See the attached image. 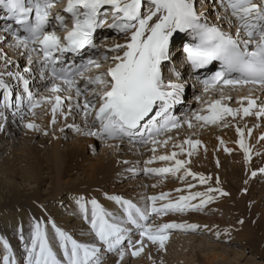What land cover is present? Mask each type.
<instances>
[{
    "label": "snow or ice",
    "instance_id": "snow-or-ice-1",
    "mask_svg": "<svg viewBox=\"0 0 264 264\" xmlns=\"http://www.w3.org/2000/svg\"><path fill=\"white\" fill-rule=\"evenodd\" d=\"M57 2L59 0H0V7L7 9L10 21L0 30V43L11 36L14 46L25 50L22 54L27 55L29 65L40 64L42 76L46 69L50 70L48 79L52 95L34 99L32 93L28 92L27 97L30 110L44 103L51 105L50 123H56L58 113L68 116L76 110L85 119L92 117L93 126H99L95 130L90 128L84 135L129 139L138 137L141 143L153 145L152 151L155 153L157 145H167L171 140L170 136L164 140L158 139L162 133L179 129L183 124L191 128L194 126L192 119L203 124H216L224 121L226 116L236 117L241 113L243 116L264 117V103L258 104L259 98L240 96L238 101L241 107L234 109L224 103L232 97L221 95L219 99L204 102L207 115L195 112L192 119H184L182 122L171 110L182 103L185 84L179 82L181 74L175 68L169 71L176 80H166L163 73L164 67L172 58L171 45L176 34H190L193 42L185 43L183 52L191 68L194 71L204 69L213 62H219L221 67L220 71L204 81L205 92L219 90L222 93V88L217 89V85L221 84L233 88L251 85L264 90V0H220L225 14L217 18L234 28V34L203 19V13H198L194 7V0H68L64 12L71 16L70 29L65 16L59 13L52 15L51 10ZM148 3L152 7L144 14L142 7ZM57 26L66 29L63 38L57 34ZM105 27L115 29L126 38L124 43L114 44L108 49L118 53L104 57L106 61H112L110 67L95 75H87L94 68L101 67L99 61L88 59L80 65H76L74 61L70 64L65 62L66 53L79 54L87 47L96 48L94 33ZM33 53L37 54L35 58ZM0 59H5L2 52ZM57 62L63 66L57 68ZM28 71L31 68L25 69V72ZM5 74L22 80L27 92L28 81L21 73H0V77ZM82 81L83 88L80 87ZM93 85L95 87L89 92V86ZM0 89L5 90L6 98L10 95L3 79H0ZM245 100L246 107L243 105ZM65 101H68L67 111L62 107ZM5 106L13 107L10 102H6ZM15 107L14 115L20 111L19 105ZM6 119L4 112L0 111V121ZM224 126L227 127V124ZM3 127L4 124L0 123V130ZM26 127L31 129L38 126L29 122ZM65 127L79 131L76 125L66 124ZM251 131L249 128V135ZM237 132L241 137L237 143L244 150L245 159L249 160L250 148L243 139V130L237 127ZM260 138L264 139V134ZM200 144V140L186 138L173 147L191 156ZM184 145H189V148L186 149ZM178 155L176 151L153 155L146 164H152L156 160L174 163L159 168L148 167L144 171L167 174L183 170L184 176L191 175L194 179L198 177L200 184H206L210 177L205 178L203 174L191 172L185 167L190 161L178 159ZM259 171L264 173V168ZM256 174L253 171L252 175ZM187 187L191 189L195 185L189 184ZM213 192L221 196L227 195L219 188L209 187L204 192H189L175 201L169 200L157 206L158 200H167L169 197V193H161L149 197L150 203L145 207L119 196L108 197L121 205L124 213L121 217L105 210L95 199L85 201L80 197L77 204L99 243L80 242L53 222L50 223L54 232L50 236L44 222L37 220L33 222L30 239L25 244L27 264H102L101 246H105L104 250L107 252L118 253L117 264H120V260L127 254L123 247L126 240L132 256H139L143 252L145 240L164 249L169 238L167 230H195L198 226L176 222L153 225L151 217L198 209L215 198L210 194ZM198 197L199 204L191 203ZM130 226L140 232V239L135 242L129 235L133 231ZM52 240L56 241L60 255L54 250L50 242ZM4 244L7 248V241ZM3 264H15V261L5 256Z\"/></svg>",
    "mask_w": 264,
    "mask_h": 264
},
{
    "label": "rangeland",
    "instance_id": "rangeland-1",
    "mask_svg": "<svg viewBox=\"0 0 264 264\" xmlns=\"http://www.w3.org/2000/svg\"><path fill=\"white\" fill-rule=\"evenodd\" d=\"M65 1L66 0H63V3H65ZM203 2L204 5L202 6ZM203 2L201 0H194V7L196 8V10H198L199 12L200 7H203V9H200V11H202V13L205 12L206 14H208L214 24H220L222 25V27H226L229 29V26L226 21L217 18L218 16L222 17L225 14L224 9L219 3L220 0H203ZM146 10L147 9L144 8V14H146ZM107 34L104 32L102 38H108L109 35ZM118 38L121 39L120 43L125 42V37ZM103 41L104 40L100 41L99 37L96 44L100 45L101 43H104ZM11 42L12 39H10L9 43ZM9 43L7 45L0 43V52H2L5 56V59H0V68L1 70H4L6 66H8L12 69L10 72H19L23 74L25 73V69L27 68L28 64V61L26 62L24 59V57H26L27 55L22 54L24 53V50L16 48L14 46V42H12L11 44ZM106 43L107 41L105 42V44ZM108 43L110 44V42ZM9 45H11L10 48H8ZM109 48L110 46L106 48V54L110 53L111 57L114 53L108 51ZM13 49L19 51L15 53ZM117 54L115 53L114 55ZM8 61H11V64L8 63ZM2 64H5V66H2ZM100 64L101 67L99 69H105L107 66L112 65V61L109 59L105 63ZM172 66L177 68L176 66L178 65L175 66V64H172ZM3 73L7 72L3 71ZM29 73L31 72L28 71V74ZM163 73L165 79L167 80V77H169L168 73L166 72V70H163ZM86 74L95 75V73L91 72ZM5 76L6 74L0 77V79L4 78ZM36 77L43 82L41 88H39L38 86L33 89L35 92V94H33V98L39 99L41 96H50L51 92L49 91L51 88V82L46 81L45 75H38ZM29 78L31 77L29 76ZM180 78L188 79L187 74L184 72L181 73ZM9 81V85L15 82L13 77H10ZM186 85H189L187 86V88L185 87L184 91V95L186 96V98L180 104V107L182 108L179 107L180 110H184V116H178L179 118H181L182 122L184 119H192V114L195 112H201V115L208 114V111L204 108L202 104H200L201 97L197 96L199 93V95H202L203 97V95L205 96V92L202 90L199 91L198 89L193 87L191 83H188ZM93 87L95 86L93 85L89 87V92L92 90ZM189 88L191 89L189 90ZM224 89L232 90V93L230 95L236 96L228 101V106L234 109L237 106H241L240 102L236 101V98L240 95V93L245 94L247 93V91L248 93L252 92L248 88L239 86L235 88L225 87ZM191 90H194L192 94L187 92H192ZM60 95H65V93H60ZM214 95H212V97H214ZM210 98L211 97L206 98L207 101ZM12 99L13 101H15V95L12 97ZM2 100L5 101L3 94H0V102H2ZM258 101L259 100H257V103L259 104ZM67 103L68 101H65L64 105L62 106L65 111H67ZM246 103V100L243 101V105H245ZM26 107L27 112L25 113V115H23V118L20 119L25 122L24 126L22 127H25L26 129V125L31 122L39 126L41 128L39 132L42 133L35 134L34 132L29 131L33 130L34 128H29L28 131L22 132L23 134L16 132L15 142H13V146H15V148H13L12 150L13 152L11 157L13 156L14 158V156L19 154L23 156V159L25 161L27 160L26 162H28L29 158L32 164H34L39 170H47V168H49L50 170L54 171L52 172L54 182L57 175V167L64 164L62 165L63 169L65 170L62 176V182L69 181V179H74L76 182L74 188L82 190L80 193H84V200L92 196L91 198H89V200L95 199L100 202V204H103L104 199L106 201L107 199H109L108 197L117 195L119 197H122L123 199L131 200L132 202L136 201L133 203L139 204L138 206L140 207H145L146 205H148V203H150V201H147L149 197L158 196L161 193H169V197L167 200L157 201V206H159L162 203H167L169 200L175 201L181 195H188L189 192H204L209 187L216 189L217 183L223 182V192H226L227 195L221 196L218 193L213 192L210 194L213 195L215 198L198 209H190L184 212H168L166 215L163 216L153 215L150 220L153 225L184 220L187 224L197 225V229L172 230L175 233H173L172 231H167V235H171L168 236L169 238L165 242L164 249H160L158 244H152L151 242L145 240L146 247H144L143 252H141L139 256H132L130 254L131 249L129 248V245L126 240V243L124 242L123 247L126 249V253L129 255V260L126 263H123V261L120 260V264H210V258H212V255L215 253H218L220 256L222 255L227 258H233L235 261L238 262L241 261L240 264H253L255 262V264H264V173H261L259 171V169L264 168V139L260 138L262 134H264V117H259L258 119L257 116L255 117V115H252V126H250V128L252 129V131H255V129L260 130L261 128V134H259V139L261 141H259L258 143L260 146L257 144L258 149L254 148V150L249 153L252 154L251 159L246 160L244 150L237 143V141L241 138L240 134L237 132V127L240 126L239 128L242 129L243 133L248 137L249 133L248 130H245L246 127L243 121L241 123L238 122L240 120L239 115L236 116V121L232 122L230 120L226 121V123L224 124H220L219 122L216 124H203V122L201 121H196L195 119H192V123L194 126L191 128L188 127L187 124H183V126L179 129H172L171 131H166L162 133L158 137V139L164 140L170 136L171 140L168 141L167 145H162L161 147H159L160 145H157L156 151L155 153H153V145H151L150 143H138L140 149L134 148V146H132L133 143L127 144L126 142L121 143L122 145L117 144L110 146L107 145L106 141L116 140L115 138L84 135V133L89 130V127L95 130L99 126H93V122L91 123V125L87 126L85 124L86 120L89 118L92 119V117H88L87 119H85L83 114L77 112L76 110H73L72 113L68 115V119L66 120H64V116L59 115L58 113L56 123L52 124L50 123V117L52 116L50 104H41V106L37 107L36 109L30 110L28 102L26 104ZM33 112L35 113L33 114ZM30 116L31 119L33 118L32 120L30 119ZM46 119L49 120V122ZM45 121H47L48 123ZM66 121L71 122L66 123ZM66 124L76 125L78 128L80 127L78 124H81L82 128H80L81 130L79 129V131H77L73 128L65 127ZM202 124L203 126H201ZM225 124H227V127L224 126ZM40 125H42V127ZM83 127L85 130L83 129ZM64 132L67 133L63 134ZM226 132L229 135H227ZM212 133L215 134H213L214 136H217L213 137L212 139L211 137H208L206 141L205 137ZM181 135H183V137ZM226 135L228 137H226ZM5 136L8 135L5 133ZM236 137L239 138L237 139ZM186 138L201 141V144L197 146V149L193 152L191 156H188L186 152L181 153L178 148L173 147L174 144H179ZM222 139L223 144H221ZM243 139L245 140V143L248 147L253 146V143L249 144L250 138L247 140L245 139V137H243ZM184 147L188 149L189 145H184ZM125 148L127 149L124 150ZM143 148L146 151H139ZM226 149H230L231 151H226ZM133 150L135 152H133ZM173 151L179 153L177 157L178 159L190 161L188 164L185 165V167L190 169L191 172L203 174L205 178L210 177V179L207 180V183L200 184L198 182V177L194 179L191 175L184 176L183 170H181V172L179 173H175L174 177H170L168 173L152 174L144 171V169L148 167L159 168L170 166L172 163H174L173 161L156 160L152 164H146V161L151 159L153 155L159 156L169 154ZM55 152L61 154L58 155V158L60 157L59 160L61 159L62 161L60 160L59 162L57 155H55ZM7 153H9V151H7ZM32 154H35V156H32ZM50 156H53L54 158ZM129 157H131L129 161L133 160L132 162H134L135 160H137V167L134 166L133 168H131L134 171L129 170L131 172V175L125 180V182L131 181L136 182L137 184H135L134 186L130 185V190L125 189L124 192V188L120 187L121 184H118L117 180H113V184H110V186L106 185L105 181L107 180L109 175H121L123 172L126 171L125 170L122 172L121 169H125V167L126 169H129L130 165L124 166L122 164V160ZM50 158L52 160H55L56 164L54 163V161L52 162ZM118 158L120 159L118 160ZM107 161L113 164L112 168L106 166ZM57 162H59V165H57ZM25 165L26 164H23L22 166ZM248 169H250L249 173L247 171ZM253 171L257 173L255 176L252 175ZM87 173H91L93 175L92 179L89 180V183L83 184L84 179L86 177L88 178V176H86ZM136 179H139V181H135ZM189 184H194L195 187L189 189L187 187V185ZM177 189H181V191H176ZM137 190L141 191L139 192ZM68 191L70 192L71 188L65 189L64 193H67ZM53 193L54 191L50 192V194ZM74 193L75 194L72 193L74 195H72V198L77 202V198H80L83 195H78L77 192ZM85 194L87 196L88 194H90V196L87 197ZM50 199L46 196H39L37 198V200H40V202H47V206H60L65 205L67 202L61 201V203H58L59 201L55 194H53ZM199 200L200 198L198 197L195 200L191 201V203L199 204ZM110 201L115 202L111 199ZM142 204H145V206H143ZM224 208L232 209V216L224 217L222 215V211L224 210ZM118 209L120 211H123L120 204L118 205ZM30 222L31 221L29 220L28 223ZM131 227H133V231L129 235H132L133 233L134 235H136L134 237H131L132 241L135 242L140 239V232L139 230L135 229L134 226ZM101 247L103 251L102 256L105 255L106 257V254L110 256L103 258L102 264H109L110 262H114L115 264H117V260L119 259L117 253H107V251L104 250L105 246ZM0 250L1 253H3L4 248L1 246V244Z\"/></svg>",
    "mask_w": 264,
    "mask_h": 264
},
{
    "label": "bare ground",
    "instance_id": "bare-ground-1",
    "mask_svg": "<svg viewBox=\"0 0 264 264\" xmlns=\"http://www.w3.org/2000/svg\"><path fill=\"white\" fill-rule=\"evenodd\" d=\"M60 1L61 0H59V2ZM201 1L203 2V0H201ZM203 5H204V2L202 4V6ZM148 8H150V7L148 6ZM200 9L202 10L203 7H200ZM199 12L202 13V11H199ZM203 18L207 19L208 21L211 19V17L208 16V14H206L205 12H203ZM209 23H212V22H209ZM60 29L61 28H59V26H57L56 31L59 32ZM0 30H2V27L0 28ZM49 30H51V29H49ZM232 30L234 31L235 29H232ZM104 32L106 34L108 33L107 35H109V37L108 38H105V37L102 38V36H101L102 39L100 38V41L104 40L103 41L104 43H101L100 45H98L97 50L95 51V53L93 51V55H94V58L93 59L99 61L100 63H105L106 62V60L104 59L105 56H108V54H106L107 53L106 48L109 47V46L111 47L114 44L120 43L121 39L118 38V37H125L123 34L121 35V33L117 32L115 29H108L107 28ZM9 39L10 38L7 37L6 41L5 42H2V44L7 45L9 43V41H10ZM106 41H107V43L105 44ZM108 42H110V44ZM177 45H179V44H177L175 42L172 43V45H171L172 51L171 52L173 53L174 50H175L176 55H177L176 57H179L180 56L179 55L180 54V49L179 48L177 49V47H176ZM10 47H11V45L8 46V48H10ZM19 49H21V48H19ZM13 51L15 53H17V51H19V50L16 51V50L13 49ZM90 52H92L91 49H89L88 53H86L83 57L88 56V54ZM113 53L115 54V52H113ZM114 54H113V56H114ZM24 59L26 61V60H28V57H24ZM78 61H80V60H78ZM3 65L5 66V64H2V66ZM176 65L180 66L179 64H176ZM28 67H30L29 64H27V68ZM30 68H31V71H30L31 73H29V74H28V72H25L23 74L21 73L23 75L24 79H26L28 81V89H27V92L25 91V86H24L23 81L22 80H19V79H16L14 77L13 78H14V81L15 82L14 83H11V85H8V83H10V81H9L10 76H8V75H6L2 79H3L4 83L8 85V92L10 93V95L7 96V98H6L5 97V90L4 89H0V94L3 93L4 97L6 98L5 101L2 100V102H0V108H1L0 111L4 112L5 117L7 118L6 120L0 121V123H3L4 124L3 130H0L1 131V134H0V244L4 248L3 253H1V250H0V264H3V257H5V256H8L12 260H14L15 261V264H27V253H26L25 244L30 239V236H31V233H32L33 222L34 221H37V220L44 222V224H45V226L47 228V231H48V233H49L50 236L54 232V229L52 228V224L50 223V222H53V223H55V225L57 227L63 229L66 232H68L69 234H71L74 238H76L80 242H85V243H99L98 241H96V239H95V237L93 235V232H92L90 223L85 219L84 214L81 212L80 207L77 204L76 200H73V198H72V195L75 194L74 192H77L78 195H81V196L83 195L82 197L85 198L84 197V193L82 194V193H80L82 190H78V189H75L74 188V185L76 183L74 179L73 180H70L69 179V181L62 182V180H63L62 179L63 178L62 177L63 176V172L65 171L63 169L62 165H64V164H62L61 166H58L57 167V170H56V174L57 175L55 174L56 175V179H55V182H54V178H53V175H52V172H54V171L50 170L49 168H47V170H39L34 164H32V162H31V160L29 158H28V162H26L27 160L25 161L23 159V156H21L19 154L16 155V156H14V158H13V156L11 157L12 152H13L12 150H13V148H15V146H13V142H15L16 132H19V133L23 134L22 132H26V131L29 130L28 127L26 129H25V127H22V126H24V123L25 122H23L22 120H20L21 118H23V115H25V113L27 112L26 104L29 102L28 101V98H27L28 97V92H30L32 94H35V92H34L33 89H35V87H38V86H39V88L42 87L41 85H42V82L43 81L39 80V78L36 77L38 75L39 76H42L41 75V65L34 63L33 65H31ZM3 69H4V67H3ZM106 69H99L100 71L98 70L97 73L98 72H103ZM11 70L12 69L10 67L6 66V68L4 70H1V68H0V73H3V71L9 73ZM169 70H170V68H167L166 69V71L169 73V77H167V79H169L171 77V78H173V80H176V78L174 76H172V74H171V72ZM176 70H178V69H176ZM178 71L180 72V74L183 73V72L186 73V74L188 73V71H186L185 69H181V70H178ZM91 72L94 73V69ZM11 73H13V72H11ZM44 75H46V77H45L46 81L49 82L50 80L48 79L49 76L47 75V73H44ZM29 76L31 78H29ZM187 78L188 79H186V78L185 79L184 78H179V82L184 83L186 88H187V86H189V85H186V84L191 83L193 85V87H195L199 91H201V90L204 91L200 87V85L194 80L193 75L188 74L187 75ZM83 86H84V84H83V81H82L81 84H80V87L83 88ZM240 87H242V86H240ZM221 88L222 87L220 85L217 87V89H221ZM248 88L252 92L248 93V91H247V93H245V91H244V93L247 94V95L240 93V95L237 96L236 101H238V97H240V96H251V97H254V98H259L258 99L259 100L258 101L259 104H261L262 102L264 103V90H261L258 87L257 88H253L252 86H249ZM190 89L191 88H189V90ZM191 91L192 92H190V91H187V92H189L190 94H192L194 90H191ZM46 93H48V92H46ZM231 93H232V90H226V89H223V92L222 93L219 90H215V91L210 90L208 92H205V96L203 95V97H202V95H199V93H198L197 96L198 97H201L200 104H202L204 106V102L207 101L206 98H208V97H211L208 101H211V100H214V99H219L221 95L230 96V97L232 96V98L236 97L234 95H230ZM14 95L16 97L15 101H13V99H12V97ZM51 95H52V93H51ZM212 95H214V97H212ZM24 97H26L25 101L22 100V99H24ZM19 98H20V100H19ZM185 98H186V96L183 93L182 94V101ZM17 99H18V101H17ZM6 102H10L11 105H13V107H7V106H5L6 105ZM224 103H227L228 104V101L227 102L224 101ZM16 105H19L20 111H19V113H16L14 115L13 113L16 112V107H15ZM43 105H45V103ZM244 106L246 107L247 106V103ZM179 107H180L179 105H175L174 106V109L176 110L175 111L176 112L175 116H177V117L178 116L179 117L181 116L182 117V116H184V113H183L184 110L183 111L180 110ZM240 107L237 106L236 108H240ZM180 108H182V107H180ZM235 118L236 117L226 116L225 119H224V121H222V123L221 122H219V123L220 124H224V123H226V121H230V120L232 122H234V121H236ZM239 118H240V120L238 122L241 123L243 121V123L245 124V127H246L245 130H248L250 128V126H252L251 125L252 124V115L243 116V114L241 113L239 115ZM30 119H31V116H30ZM66 119H68V116H64V120H66ZM31 120H29V121H31ZM47 121L49 122V120H47ZM47 121H45V122H47ZM70 122L71 121H66V123H70ZM27 123H28V121H27ZM91 123H92V119L89 118V119L86 120V123L85 124L87 126H89V125H91ZM40 124H42V123H40ZM78 125L80 126L78 129L82 128V125L81 124H78ZM237 125H238V123H237ZM40 126L42 127V125H40ZM258 128H260V127H258ZM40 129L41 128L38 126L37 128H34L33 130H29V131H32L35 134H38V133L41 134L42 132H39ZM83 129H84V127H83ZM87 129H88V127H87ZM89 129H90V127H89ZM253 129H255V128H253ZM185 130H186V128H185ZM260 131H261V128H260V130L259 129H255V131H252L251 132V134L249 135V137L246 136L245 134L243 136L247 140L250 138L249 144L250 143H253V146H249L250 147V152H252L254 150V148L256 149L257 148V144L259 143V141H261L259 139V136H260L259 134H261ZM263 131H264V129H263ZM5 133L8 136H5ZM66 133L67 132H64L63 134H66ZM214 133L207 135L205 137V140L207 141V138L208 137H211V139L213 137H216L217 135L214 136L215 135ZM226 134H227V132H226ZM227 135H229V134H227ZM227 135H226V137H228ZM181 136L183 137V135H181ZM115 139L116 140H111V141H108V140L106 141L105 140V141H106L107 145H110V146L111 145L121 144L123 142H126L127 144H132L133 143L132 146H134V148L140 149V146L138 145V143H141V142H140V140H139L138 137L132 138V139H129L127 137H124V138H115ZM55 145H56V143H55ZM161 146L162 145H160L159 147H161ZM126 149L127 148H125L124 150H126ZM143 150H144V148L141 149V150H139V151H142V152L146 151V150H144V151ZM259 150H258V152H259ZM7 151H9V153H7ZM19 151H20V149H19ZM21 151H22V149H21ZM133 152H135V151L133 150ZM7 154H9V155H7ZM55 155H57V158H58V155H61V154L58 153V152H55ZM249 155L252 156V154H249ZM260 155H261V153H260ZM32 156H35V154L34 155L32 154ZM36 157H38V156H36ZM50 157L54 158L53 156H50ZM59 158H58V160H59ZM62 158H63V156H62ZM119 159L120 158H118V160ZM129 159H131V157L122 160V164L124 166L130 165L129 166V169L128 168L126 169V167H125V169L123 168L124 170L121 169L122 172L126 170L121 175L120 174L119 175L116 174L114 176L112 174L109 175V177L105 181V184L106 185H109L110 186V184H113V182H112L113 180H117L118 181V184H121L120 187L124 188V190H123V192H124L125 189L126 190H128V189L130 190V188H131L130 185H133L134 186L135 184H137L136 182H131V181H126L125 182V180L127 178H129L130 175H131V172L129 170L131 168H133L134 166L137 167L136 166L137 160H135L134 162H132L133 160H130L129 161ZM60 160H59V162H60ZM32 161H33V159H32ZM53 161L55 163V160H52V162ZM59 162H57V165H59L58 164ZM63 162H64V160H63ZM119 163H121V162H119ZM23 164H26V165L25 166H22ZM112 165H113L112 163H110L109 161H107V163H106V166L107 167L112 168ZM247 171L249 173L250 172V169H248ZM168 175L170 177H174L175 176V173H168ZM86 176H88V178L86 177L87 179L86 178L84 179L83 184L84 183H89V180L92 179V176L93 175L91 173H87ZM114 178H116V179H114ZM133 179H135V178H133ZM135 181L138 182L139 179H136ZM227 183H228V181H227ZM69 188H71V191L70 192L68 191L67 193H64V190L65 189H69ZM217 188H219V189H221L223 191L224 190L223 182L222 183H217ZM49 189H51V190H49ZM141 189H143V188H141ZM147 189H146V191H147ZM53 191H54L53 194H55L57 196V199L59 201L58 203H61V201H67L65 205H60V206H54V205L52 206V205H49L50 206L49 207L46 204L47 202L44 203V202H40V200H37V198L39 196H46V197H48L50 199V197L53 195V194H50V192H53ZM137 191L140 192L141 190H137ZM127 192H129V191H127ZM131 192H133V191H131ZM114 193H112V194H114ZM88 196H90V194H88ZM115 196H117V195H115ZM91 197H89V198H91ZM78 198H77V200H78ZM89 198H86L85 201H90ZM133 202H136V201H133ZM98 203L100 204V202H98ZM135 204H137V203H135ZM100 205L105 210L113 213L114 216L121 217L124 214L123 211H120L118 209V205L119 204L116 203V202L110 201V199H107L106 201L104 199V203L103 204H100ZM137 205H139V204H137ZM142 205L145 206V204H142ZM88 207H89V211H90L91 205H89ZM231 210L232 209H230V208H224V210L222 211V215L224 217H230V216H232L233 213H232ZM29 220L31 221L30 223H28ZM187 221H189V220H187ZM172 222H174V221H172ZM176 223H184V224H187L184 220L177 221ZM172 230H185V229L173 228V229H169L167 231H172ZM173 233H175V232H173ZM170 235H168V236H170ZM134 236H136V235H134V233L132 235H130V237H134ZM4 241H7V245H8L7 248L5 247ZM50 242L52 243V245L54 247V250L57 251V254L60 255V249H59L58 245L56 244V241L52 240ZM212 247H213V245H212ZM233 251H234V249H233ZM102 253H103V251H102ZM107 253H109V252H107ZM236 253H237V251H236ZM117 255H118V253H117ZM106 257H110V256H108V254H106ZM106 257H105V255L102 256V260H103V258H106ZM232 257H234V256H232ZM128 260H129V255L126 254L122 261H123V263H126ZM236 260H239V259H236ZM240 262L235 261L233 258L231 259V258H227V257L222 256V255L220 256L218 253L213 254L212 255V258H210V264H240ZM255 263H253V264H255ZM109 264H115V263L114 262H110Z\"/></svg>",
    "mask_w": 264,
    "mask_h": 264
}]
</instances>
